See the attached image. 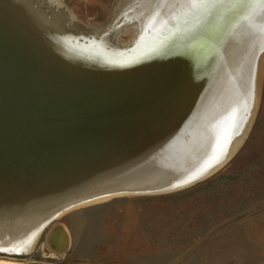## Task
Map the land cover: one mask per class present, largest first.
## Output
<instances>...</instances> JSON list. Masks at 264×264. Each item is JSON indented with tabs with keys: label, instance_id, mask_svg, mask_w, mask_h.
Returning a JSON list of instances; mask_svg holds the SVG:
<instances>
[{
	"label": "bare ground",
	"instance_id": "6f19581e",
	"mask_svg": "<svg viewBox=\"0 0 264 264\" xmlns=\"http://www.w3.org/2000/svg\"><path fill=\"white\" fill-rule=\"evenodd\" d=\"M117 16L133 43L118 42L117 20L85 29L60 0H0V248L24 250L126 177L195 172L241 129L264 44L260 0H123ZM111 151L101 170L117 173L84 180Z\"/></svg>",
	"mask_w": 264,
	"mask_h": 264
},
{
	"label": "rangeland",
	"instance_id": "374dc122",
	"mask_svg": "<svg viewBox=\"0 0 264 264\" xmlns=\"http://www.w3.org/2000/svg\"><path fill=\"white\" fill-rule=\"evenodd\" d=\"M60 1L85 29L117 20L118 42L135 41V27L115 18L123 0ZM257 63L255 107L216 171L179 191L68 210L24 250L0 248V263L264 264V51Z\"/></svg>",
	"mask_w": 264,
	"mask_h": 264
},
{
	"label": "water",
	"instance_id": "95a60500",
	"mask_svg": "<svg viewBox=\"0 0 264 264\" xmlns=\"http://www.w3.org/2000/svg\"><path fill=\"white\" fill-rule=\"evenodd\" d=\"M203 2L202 3L198 2L197 5L192 6L190 10L192 11V10H196L197 8L202 7L205 4ZM5 26L6 27L7 26L10 27L9 22L5 23ZM135 45H133V46H135ZM263 51H264V44H263V46L260 47V49L258 50V53H257L256 56L259 57L262 54ZM258 57H256V59H258ZM256 63H257V60L255 61V65H256ZM252 68H253L252 69L253 72L251 73V84H250L249 92H248L247 99H246L247 111H246V115L244 117V121L242 122L243 123L242 127L238 131V134L235 136V138L241 136V134H242V132H243V130L245 128V125H246V123L248 121V118L250 116V113H251L253 107H255L254 106L255 99H254V96H253V92L254 91H252V87H253V84H254L253 81H252L253 80L252 77L254 75V64H253ZM255 70H256V66H255ZM162 114H163V111H162L161 115ZM147 131H148V129L145 128L142 131L138 132L137 135H140V137L143 138L144 134H146ZM235 138H233V139H235ZM135 140H137V139H135ZM230 143L231 142H229L228 145ZM228 145L225 146V148L223 149V151L221 153H220V150H219V151H216L214 154L210 155L209 158L205 161L206 163H203L204 166L201 167L199 170H196L195 172H189V173L185 174L184 176L177 177L175 179H172L171 181H168L167 178L162 177V178H159L158 180L154 181L153 183H141V182H139L137 180L131 179V177H126L124 179L125 181L121 180V181H123L121 183L122 184L121 188H118L117 190H113L112 193L110 192V194H106L102 198V199H106V198H108V199L100 200L98 202H94V203L87 204V205H81V204H77V205H81L80 207H82V206H88V205H93V204H97V203L99 204V203L111 200L113 198H118V197H123V196L163 195V194H167V193H171V192H174V191H179V190L185 189V188L191 186L192 184L201 181L202 179L205 178V176L207 177V175L212 174L214 171H216V169L218 167H220L224 163V161H226L227 157L229 156L230 149H231ZM116 146H118V145H116ZM132 146H134V143H133V140H130L129 143L122 144L121 150L124 149L125 147L129 148V147H132ZM112 151L113 152H116V151L118 152V150L114 149V148H113ZM112 151L107 155L108 157L106 156L107 160L106 159L104 160V158H103L104 161L102 163H100L98 169L89 170L91 168H87L86 169L87 172H85V170H83V172H81L82 178L85 177L84 180H86V179H88V177H89V179L90 178H94V177L100 176L102 173H106V172L107 173H115L116 174L117 173L116 171L113 172V171H111L109 169H106L105 172H103L101 170L105 166L104 165L105 163L110 162L114 158L112 156L113 155ZM99 170H101L102 172L99 171ZM200 173H202V174H200ZM194 175L197 176L196 179L185 183V181H187L191 176H194ZM110 176H113V175L108 174V175H106L104 177L100 176L98 178H106V177H110ZM0 200H2L1 204H5L4 197H2ZM8 228H10V227H8ZM2 236H3V234H0L1 238H2ZM0 264H3V263H0Z\"/></svg>",
	"mask_w": 264,
	"mask_h": 264
},
{
	"label": "snow or ice",
	"instance_id": "6c2138e0",
	"mask_svg": "<svg viewBox=\"0 0 264 264\" xmlns=\"http://www.w3.org/2000/svg\"><path fill=\"white\" fill-rule=\"evenodd\" d=\"M260 3H261V5H264V0H260ZM261 30L264 31V25L261 26ZM200 174H202V173H200ZM196 178H197V176H195V175L191 176L187 181H185V183L190 182L191 180H194Z\"/></svg>",
	"mask_w": 264,
	"mask_h": 264
}]
</instances>
